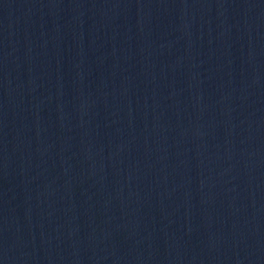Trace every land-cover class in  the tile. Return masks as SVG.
I'll list each match as a JSON object with an SVG mask.
<instances>
[{"label":"water","instance_id":"obj_1","mask_svg":"<svg viewBox=\"0 0 264 264\" xmlns=\"http://www.w3.org/2000/svg\"><path fill=\"white\" fill-rule=\"evenodd\" d=\"M0 264H264V0H0Z\"/></svg>","mask_w":264,"mask_h":264}]
</instances>
